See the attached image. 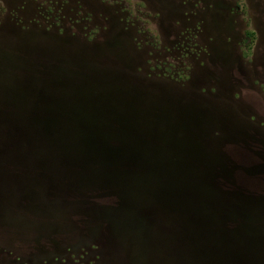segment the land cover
Wrapping results in <instances>:
<instances>
[{
	"label": "rangeland",
	"instance_id": "obj_1",
	"mask_svg": "<svg viewBox=\"0 0 264 264\" xmlns=\"http://www.w3.org/2000/svg\"><path fill=\"white\" fill-rule=\"evenodd\" d=\"M184 180L264 257V0H0V264H227Z\"/></svg>",
	"mask_w": 264,
	"mask_h": 264
},
{
	"label": "water",
	"instance_id": "obj_2",
	"mask_svg": "<svg viewBox=\"0 0 264 264\" xmlns=\"http://www.w3.org/2000/svg\"><path fill=\"white\" fill-rule=\"evenodd\" d=\"M47 119V118H46ZM45 126L47 127V121H45ZM174 134V132H173ZM177 134H175V139H176V143H177ZM185 136V134H184ZM181 144H186L184 141L181 142ZM178 145V144H177ZM178 147L181 149L182 152L186 153L188 158H193L191 153H188V151L190 150L188 146L186 145H178ZM66 151V159H68V161L70 162H75V158L74 156L71 154L70 151L65 150ZM80 152H81V162L83 163H90V162H100V164L109 159L111 157V153H110V148L107 147L106 145L99 148V149H90L89 147H80ZM72 153H74V150L72 151ZM122 158H126L128 157L127 152L124 151L122 154ZM194 159V158H193ZM104 172V171H103ZM195 172V171H194ZM107 173L108 177L110 179H116L118 178L119 180H122L120 182H123V184L127 187L130 188L127 181L124 179V177H120V176H113L112 174ZM197 177V175H194L193 178ZM207 178V176H206ZM205 178V181L203 180L202 185L206 184V187L208 188V184H207V179ZM182 185H184V188L180 186V189L178 191V205H179V209L182 210H186L188 213L189 218H187L189 220V225L191 227V230H198L196 225L198 227H200V231L201 233H195L193 231V239H198L199 237L201 238V235L203 236L204 240L206 243H208L209 247L211 249H219V245L222 247V251L223 248L225 249V254L227 255V258L224 257L223 260L225 261V263L227 264H236L234 263V257L231 255L230 253V249L231 246L233 245V243H231V240L228 238V234L227 233H223L221 231H219L218 228V223H216L217 221V216L214 215V211L211 209V205L213 204L210 203V206L208 203H206L205 201H210L209 195L207 194V198L206 196H202L203 195V191L204 190V186H201V182L199 181H193V183L190 182V184H188L186 182V180L181 181L180 182ZM211 191V190H210ZM212 192V191H211ZM213 193V192H212ZM211 194V193H210ZM214 194V193H213ZM212 194V197H213ZM205 195V194H204ZM241 212V211H240ZM204 215L205 217V221L204 222H199L198 219H200L202 216ZM200 217V218H199ZM240 217L242 216V212L240 213ZM198 222V223H197ZM189 226V229H190ZM196 227V228H194ZM194 228V229H193ZM241 233L239 234L240 237V241L242 243V248L246 247V238L251 234V231L253 232V238L258 239L259 234H258V230L253 229V226L251 223L249 222H245L244 220H242V224H241ZM252 229V230H251ZM222 234V235H221ZM247 236V237H246ZM224 244V245H223ZM261 244L257 243L256 246V256H255V263L254 264H264V257L263 256H259L258 251L261 248L260 246ZM210 249V250H211ZM209 251V250H208ZM227 251V252H226ZM211 252V251H210ZM209 252V253H210ZM210 258L212 261H216L215 260V255L209 254ZM233 259H232V258ZM231 258V260L229 259Z\"/></svg>",
	"mask_w": 264,
	"mask_h": 264
},
{
	"label": "trees",
	"instance_id": "obj_3",
	"mask_svg": "<svg viewBox=\"0 0 264 264\" xmlns=\"http://www.w3.org/2000/svg\"><path fill=\"white\" fill-rule=\"evenodd\" d=\"M217 174H219L218 172H216ZM229 182H231V181H229V180H227L226 182L224 181V184H226V186L228 185L229 187H231L232 185H230V183ZM252 186H257L258 185V183H255V184H251ZM235 186V185H234ZM240 193V192H239ZM244 197H247V198H254L253 196L252 197H249V196H244ZM240 201V200H239ZM254 203V202H253ZM245 204H247V203H245ZM255 205H258V203H255ZM254 205V206H255ZM260 205H262L261 206V210L264 208V203L262 202L261 204H259V206L258 207H260ZM247 206V205H246ZM251 206V205H250ZM258 210V209H257ZM241 212H242V209H241ZM262 212H264V211H262ZM240 219H242V220H244L245 222H249L250 223V221H252L253 219L252 218H247L246 219V217L245 216H243V217H240ZM256 220V219H255ZM263 225H264V220H259ZM229 224V226H230V222L228 223ZM232 224V223H231ZM231 227V226H230ZM264 227V226H263ZM263 231V233L261 232V231ZM259 230V233H261V236L263 237L262 238V242L264 241V228L263 229H260ZM261 236L259 235V239L261 238ZM262 251H264V243H263V249H262Z\"/></svg>",
	"mask_w": 264,
	"mask_h": 264
}]
</instances>
